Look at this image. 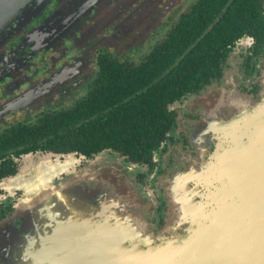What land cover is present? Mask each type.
I'll use <instances>...</instances> for the list:
<instances>
[{
    "label": "flooded vegetation",
    "instance_id": "flooded-vegetation-1",
    "mask_svg": "<svg viewBox=\"0 0 264 264\" xmlns=\"http://www.w3.org/2000/svg\"><path fill=\"white\" fill-rule=\"evenodd\" d=\"M207 8H212L209 0H21L12 16L1 21L0 144H10L12 151L0 154V165L12 161L15 172L0 178V264H26L27 251L48 254L50 248L37 246L33 236L40 228L38 211L58 205L64 210L66 203L50 188H58L66 174L76 175L78 184L68 181L65 187L88 210L86 216L112 224L116 216H124L117 218L132 220L157 244L187 232L214 233L216 228L210 227L221 229L226 221L256 220L253 208L263 201L264 177H256L245 162L264 155L246 145L256 136L254 114L260 118L264 108L250 111L249 120L240 115L241 105H234L264 103V48L257 52L256 40L249 35L230 48L218 77L166 104L168 130L148 161H136L113 147L91 156L47 150L17 154L18 146H30L40 129L50 133L48 119L88 102L97 107L107 86L114 91L116 77L124 76L125 94L117 96L121 103L150 89L157 95L153 88L172 65L169 60L149 64L154 62L151 56L185 24L192 31L203 29L209 17L195 26ZM147 65L160 68L146 74L153 70ZM173 85L178 87L177 82ZM175 93L168 92L164 99ZM233 120L242 122L235 139L227 135L237 127ZM39 156L60 162L71 158L73 164L55 172L49 187L35 191L39 195L23 201L34 189L21 180ZM228 206L235 209L231 216ZM241 209L245 219L239 218Z\"/></svg>",
    "mask_w": 264,
    "mask_h": 264
},
{
    "label": "trees",
    "instance_id": "trees-1",
    "mask_svg": "<svg viewBox=\"0 0 264 264\" xmlns=\"http://www.w3.org/2000/svg\"><path fill=\"white\" fill-rule=\"evenodd\" d=\"M218 2L220 6L215 7L214 4ZM209 3L212 8H207L208 13L203 17L201 15L202 18H198L195 26V29L201 26L200 21L209 17V22L205 23L203 29L192 31L185 24L181 32L171 36L166 46L151 56L154 62L149 64L169 60V65H172L168 68V75L153 88L158 91L157 95L151 94L150 89L138 96L133 93L130 95L133 98L121 103V97L117 96L125 94L122 84L124 76L116 77L118 79L114 80V91L107 86V91L96 101L97 107L94 108L88 102L71 112L48 119L46 125L50 128V133L45 134L48 131L46 128L40 129L39 135L33 134L35 140L30 146H18L17 154L47 150L56 154L77 152L91 156L113 147L131 159L148 161L151 151L159 146L168 130L167 103L198 88L208 78L218 77L220 66L230 48L241 37H254L257 52L264 48L263 0H209ZM210 25L211 29L207 32ZM174 61H177V65L173 64ZM147 66L153 70H146V74L154 73L155 69L160 68V65ZM104 73L108 74V71L105 70ZM119 75H122L121 72ZM109 82L105 78V83ZM173 82H177L178 87ZM183 84L188 87L184 89ZM171 91L176 93L167 96L168 100L164 99ZM115 97L113 105H109L108 101ZM140 100L142 102L136 104ZM101 101L104 103L100 104ZM101 122H106L105 126L96 125ZM11 147L10 144H0V154L11 152ZM141 149H145L144 153ZM14 172L12 161L1 163L0 178Z\"/></svg>",
    "mask_w": 264,
    "mask_h": 264
},
{
    "label": "water",
    "instance_id": "water-1",
    "mask_svg": "<svg viewBox=\"0 0 264 264\" xmlns=\"http://www.w3.org/2000/svg\"><path fill=\"white\" fill-rule=\"evenodd\" d=\"M20 1L0 0V21L11 17ZM254 153L264 155V142L255 141ZM249 160L245 164L252 167L256 177H264L260 174L264 172V158ZM62 196L67 210L58 209L62 207L58 205L38 211L40 228L33 236L37 246L45 251L49 247L50 251L45 256L42 249L34 255L27 251L26 264H264L263 195H259L262 203L253 208L256 220L252 222L226 221L221 229L211 226L216 228L214 233L209 229L198 236L187 232L177 240L159 239V244L133 221L125 226L100 223L86 216L88 210L73 199L75 193L68 190ZM234 210L228 206L227 215ZM244 214L241 209L239 218L245 219ZM36 217L34 212L32 218Z\"/></svg>",
    "mask_w": 264,
    "mask_h": 264
},
{
    "label": "rangeland",
    "instance_id": "rangeland-1",
    "mask_svg": "<svg viewBox=\"0 0 264 264\" xmlns=\"http://www.w3.org/2000/svg\"><path fill=\"white\" fill-rule=\"evenodd\" d=\"M3 24L1 21H0V25ZM234 102L232 101V103L230 104H233ZM228 105L230 107H232L231 105ZM235 106H240L241 105V108L242 110H240L241 112V116L244 115V117H247L248 114H250V111L252 110H257V113L261 111L262 108H264V103L261 104V105H257V106H254V107H250V106H247L246 107V103H242L240 102L239 105L238 104H234ZM254 122L253 123H256V137L253 141L251 142H248V144L246 145L247 147H252V146H255V141L258 139L259 143H262L264 142V114L260 116V118L257 117V115L254 114ZM250 118H252L251 115H249L247 117V119L250 120ZM233 122H238L233 120ZM242 122L244 123L245 120L243 118ZM241 121H239L237 123V127L236 128H233L231 130H228L227 131V135L230 136L231 138L233 137L234 139L237 138V133H238V127L239 125L242 123ZM239 148V147H238ZM34 160V159H33ZM73 164V160L70 158H67L65 160H62L61 162L58 161L57 159L56 160H49V159H46V158H43L41 156L37 157L35 162H33V165L31 167H28L30 169V171L27 172L28 174V177H25V179L21 180L24 182L26 188L28 189H34L33 192H31L32 194H29V196L27 197V199H24L23 201H27V200H30L34 195H39V194H36L35 191H40V190H43V189H46L47 187H49L50 185H47V183L49 181H51L52 177L54 176V173L55 172H59L60 169L62 167H67L68 165H72ZM68 175L67 178H65L64 180L61 181V184L59 185L58 188H55L56 186L54 187H51V192L60 196L61 197V201L65 202V199L64 197L62 196V193H68V189L65 187V184L66 182H72V184L76 183L78 184V180L77 178L74 176V175H70V174H66ZM74 176V177H73ZM52 182V181H51ZM51 185H54V183H52ZM68 185V184H66ZM36 197V196H35ZM36 199V198H35ZM29 203V202H27ZM66 203V202H65ZM78 205V204H76ZM117 217H122L124 218V216H116V219H117V224H112L111 221H109L108 219H96L97 221H99L100 223H109V224H112V225H122V226H125L126 224H133L132 223V220H125V219H120V218H117ZM97 218H101V217H97ZM216 219V218H215ZM137 227V225H134Z\"/></svg>",
    "mask_w": 264,
    "mask_h": 264
}]
</instances>
